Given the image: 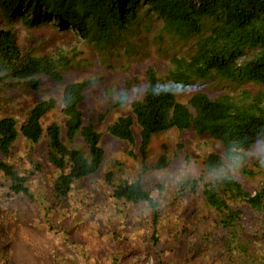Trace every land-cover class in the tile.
<instances>
[{
	"label": "trees",
	"instance_id": "1",
	"mask_svg": "<svg viewBox=\"0 0 264 264\" xmlns=\"http://www.w3.org/2000/svg\"><path fill=\"white\" fill-rule=\"evenodd\" d=\"M143 10L162 20V31L172 40L193 42V50L185 57H174L169 72L163 78L154 69H148L143 98L132 104L129 115L120 117L109 128L115 138L138 147L142 172L152 170L148 160L153 138L174 129L210 137L221 145L228 162L240 151H250L257 144L264 143L263 94L252 96L245 92L239 98L224 95L213 99L207 94L197 93L184 104L178 101L177 93L169 91L155 95L152 91L155 85L168 83L191 90L196 84L213 79L236 85L264 86V0H0V14L5 20L19 19L28 29L53 21L60 30L74 31L77 38L107 55L128 41ZM65 67L46 57L36 58L31 54L25 57L13 32L0 27L1 83L10 80L16 87L40 91L44 80L63 83ZM97 82L92 79L66 84L60 104L55 99L37 104L21 127L16 118L0 119V173L11 183L9 197H16L23 203L38 204L42 208L47 201L50 206L45 212L48 215L57 209H69L75 186L100 172L106 160L102 134L92 124L86 126L81 109L86 91ZM58 108L64 118L63 124L52 122L45 128L44 119ZM135 127L140 130L139 145ZM21 137L32 145L47 141V157L55 168V174L46 196H36L31 188V180L36 177V170H41L40 165L32 160L35 169L22 175L7 161ZM79 138L84 141L86 150L76 146ZM170 164L171 159L164 152L153 169L163 171ZM223 167L226 165L221 155L212 154L205 160V169L209 173L215 174ZM105 181L112 188L113 197L123 206L145 205L151 210L153 231L146 242L155 251L156 263L164 264L163 255L167 251L164 247L167 244H162L159 234L161 202L154 198L141 177L136 181L124 180L108 172ZM196 187L195 183L190 185L188 192H194ZM159 189L163 190V187ZM203 195L208 206L218 213L220 226L227 232V237L230 236V242L240 248L235 242L238 236L235 228L245 223L247 215L235 203H246L255 213L264 215V188L253 195L246 192L234 177L225 175L217 176L212 183L206 184ZM76 223L75 219L50 223V229L62 231L67 243H72L73 231L69 227ZM9 234L6 225L0 222V264H21V247L13 248L16 240H12ZM259 236L264 240L262 228L258 229ZM47 242H38L23 249L28 252L26 264H31L29 255L41 251L38 248L46 247ZM111 247L114 249V244ZM245 249L246 246L241 251ZM115 250L113 261L119 264ZM45 252V258H59L57 264H74L64 255L55 252L57 255L54 256L48 248ZM172 253L175 255L173 250ZM79 255V264H93L89 251ZM228 261L227 264L231 262ZM188 262L193 264L191 258Z\"/></svg>",
	"mask_w": 264,
	"mask_h": 264
},
{
	"label": "rangeland",
	"instance_id": "2",
	"mask_svg": "<svg viewBox=\"0 0 264 264\" xmlns=\"http://www.w3.org/2000/svg\"><path fill=\"white\" fill-rule=\"evenodd\" d=\"M0 27L13 32L25 57L31 54L66 65L63 83L44 80L40 91L16 87L10 80L5 84L0 82V119L16 118L21 127L37 104L49 99H55L60 104L66 84L96 79L98 82L86 91L81 109L86 126L92 124L102 134V146L106 153L100 172L75 186L68 203L69 209H57L48 215L45 212L50 206L47 201L42 208L38 204L23 203L16 197H9L11 183L0 173V222L10 231L12 240H16L13 248L21 247V264H26L28 255L23 249L47 241L46 247L38 248L41 251L29 255L31 264H57L60 261L57 257L45 258V248L54 256L64 255L74 264H79V253L83 251L90 252L93 264H116L112 255L115 247L119 264H157L155 251L146 242L153 231L151 210L145 205L123 206L119 203L105 181L108 172L124 180L136 181L141 177L154 198L161 202L159 234L162 244H167L164 247L167 248L163 255L164 264H190L189 258L193 264H227L228 260H231L229 264L246 261L248 264H264V240L257 237L258 229L264 230V215L255 213L246 203H235L247 215L245 223L235 228L238 248L230 242V236L227 237V232L220 226L218 213L208 206L203 195L206 184L212 183L217 176L225 175L234 177L246 192L253 195L262 190L264 143L257 144L250 151H240L228 162L221 145L210 137L174 129L153 138L148 160L152 170L144 173L138 147L130 146L109 132L110 126L120 117L129 115L132 104L143 98L147 70L152 68L160 78L165 77L172 59L191 53L193 42L172 40L162 31V20L146 10L141 12V19L129 34L128 41L109 55L101 54L83 39L77 38L74 31L60 30L53 21L28 29L19 19L8 21L0 14ZM245 92L252 96L264 95V86L236 85L213 79L177 94L178 101L186 104L197 93L218 99L224 95L239 98ZM63 121L58 108L44 119L43 124L47 128L52 122L63 124ZM135 134L139 145L138 127H135ZM76 146L87 149L81 138L76 140ZM164 152L171 159L170 166L163 171L153 169ZM212 154L223 156L226 165L215 174L205 169V160ZM32 160L41 166L31 180L32 191L38 197L46 196L55 174V168L47 157V141L32 145L21 137L7 161L22 175H27L35 169ZM194 183L197 184L195 191L188 192V187ZM74 219L76 225L69 227L73 231L72 243H67L62 231L50 229V223L59 224ZM244 246L246 249L243 252L241 249ZM41 252L44 255H40Z\"/></svg>",
	"mask_w": 264,
	"mask_h": 264
},
{
	"label": "clouds",
	"instance_id": "3",
	"mask_svg": "<svg viewBox=\"0 0 264 264\" xmlns=\"http://www.w3.org/2000/svg\"><path fill=\"white\" fill-rule=\"evenodd\" d=\"M190 88L188 87H174L173 84L168 83V84H157L153 87L152 91L153 94L159 95L162 92H173V93H180L182 91H189Z\"/></svg>",
	"mask_w": 264,
	"mask_h": 264
}]
</instances>
